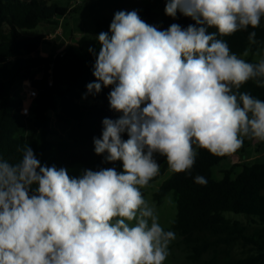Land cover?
Returning <instances> with one entry per match:
<instances>
[{"label":"clouds","instance_id":"obj_1","mask_svg":"<svg viewBox=\"0 0 264 264\" xmlns=\"http://www.w3.org/2000/svg\"><path fill=\"white\" fill-rule=\"evenodd\" d=\"M165 13L195 23L159 30L121 10L111 35L96 37V80L87 89L111 86L110 106L121 115L102 121L94 150L123 171L70 177L41 165L27 144L15 162L0 156V264H163L176 236L141 191L159 174L156 156L190 174L199 148L226 156L245 138L264 141V101L240 91L249 81L264 87V57L249 62L218 38L257 28L264 0H167Z\"/></svg>","mask_w":264,"mask_h":264},{"label":"trees","instance_id":"obj_2","mask_svg":"<svg viewBox=\"0 0 264 264\" xmlns=\"http://www.w3.org/2000/svg\"><path fill=\"white\" fill-rule=\"evenodd\" d=\"M166 3L159 14L148 12L143 20L159 30H167L174 23L183 28L195 23L180 13L175 18L166 15ZM65 13L51 0H0V156L15 162L21 158L18 147L27 144L41 165L66 170L84 165L93 171L115 168L121 172L122 162H106L104 155H97L94 150V138L102 136V121L121 115L110 106L111 86L102 87L99 93L87 89L96 80L93 71L100 51L97 39L80 38L61 53L44 57L40 51L42 39L24 35L40 24H53ZM111 22L100 23L101 32H109ZM212 31L216 29L210 28ZM253 31L255 43L249 41ZM218 38L239 56L257 53L264 45V18L255 29L249 27ZM247 61L255 63L251 58ZM26 81L39 92L28 116L22 113ZM240 91L264 101V87L254 81L242 85ZM128 138L126 132L122 134L123 140ZM250 142L245 138L240 149L226 156L199 148L190 174L173 173L154 194L157 203L174 194L177 215L171 230L182 237L196 262L215 251L213 259L204 264H264V162L235 163L222 171V179L213 178L215 166L243 154ZM167 169L166 161L160 175ZM197 175L205 177L207 183H195ZM158 178L157 175L149 183ZM226 213L246 215L248 221L229 218ZM237 243L251 246L256 254L219 262L217 248Z\"/></svg>","mask_w":264,"mask_h":264},{"label":"rangeland","instance_id":"obj_3","mask_svg":"<svg viewBox=\"0 0 264 264\" xmlns=\"http://www.w3.org/2000/svg\"><path fill=\"white\" fill-rule=\"evenodd\" d=\"M84 0H82L81 3H83ZM90 2V0H89ZM118 3L120 0H109V3ZM51 3L57 4L60 6H66L67 0H51ZM77 6V0L73 4ZM104 3L96 2L95 6L91 10L90 15L97 14L96 17H100L101 13L105 14V8L103 7ZM87 17V16H86ZM88 19V18H87ZM90 20H87V24L91 30L97 31V26L92 24L94 21L92 17H89ZM49 26L51 24H40L35 29L27 30L24 35L27 37H33L41 39L42 35L46 34L48 31ZM49 48L46 46V44L42 43V49L46 50ZM243 59L248 60L251 58L253 61L257 62L261 57H264V45L263 49L260 50L257 53L250 54L248 53L247 56L242 55ZM25 89H28L27 85L23 84V91ZM26 104H28L31 100L26 99ZM248 149V148H247ZM198 151V149H197ZM158 163L160 164V171H159V178L156 181L150 182L146 187L142 188L141 191L145 197V199L155 207L156 213L159 217V223L162 225V227L165 230H171L173 221L176 218L177 215V206L176 201L173 193L168 194L161 203H157L154 200V194L155 192L160 188L161 184L169 178L173 172L169 171V168L165 171L163 175L161 174V171L163 169L164 164L166 163V159L164 157H156ZM235 160L232 158L227 159L225 161H222L219 165L215 166L213 168V178L216 180H220L223 177L222 171L226 168H230L233 164H235ZM239 163V162H236ZM68 172L70 177H79L84 170H91L90 168L84 166V165H75L68 167ZM226 216L233 219H241L242 221L247 223L246 215H237L234 213H226ZM172 231V230H171ZM174 232V231H173ZM176 238L171 241L169 244V254L166 258V260L163 262V264H204L206 261H210L215 256V251H210L209 253H206L202 259L199 262L194 261L191 259L190 250L185 246L183 243L182 237L176 233ZM253 233V228H250L249 234ZM202 237H209L212 239L210 235H201ZM217 259L221 263H226L228 261H234L237 259H243L249 256H252L256 254V250L253 249L251 246H247L243 243H237L230 246H221L217 248Z\"/></svg>","mask_w":264,"mask_h":264},{"label":"crops","instance_id":"obj_4","mask_svg":"<svg viewBox=\"0 0 264 264\" xmlns=\"http://www.w3.org/2000/svg\"><path fill=\"white\" fill-rule=\"evenodd\" d=\"M103 2L105 14L101 13L90 15L96 2ZM76 0H67L66 6H60L66 10L62 17L54 19L53 24L49 26L46 34L42 35V43L49 48L46 50L40 47L41 55H57L71 44H76L80 38L90 37L95 39L101 32L99 24L105 20H113L117 11L136 10L141 19L145 18L146 13L159 14L167 0H120L118 3H109V0H84L83 3L73 5ZM87 16V17H86ZM89 17L93 18L92 24L97 26V31L91 30L87 24ZM88 18V19H87ZM230 158L239 163L264 162V141L251 139L250 146L241 155H233ZM235 162V163H236Z\"/></svg>","mask_w":264,"mask_h":264},{"label":"built area","instance_id":"obj_5","mask_svg":"<svg viewBox=\"0 0 264 264\" xmlns=\"http://www.w3.org/2000/svg\"><path fill=\"white\" fill-rule=\"evenodd\" d=\"M82 0H77V4H81ZM24 85H27L28 89L24 90V94H25V100L29 99L31 100L28 104H26L24 102V106L22 109V113L26 116H28L30 114V109L32 104L34 103L35 99L38 97V90L32 87V84L30 81H26L24 82ZM33 93H35V95H33ZM26 110V112H25Z\"/></svg>","mask_w":264,"mask_h":264}]
</instances>
